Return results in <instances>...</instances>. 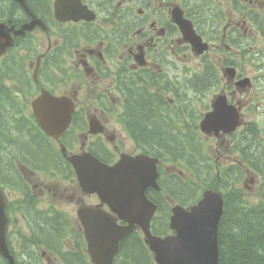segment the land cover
<instances>
[{
	"label": "flooded vegetation",
	"instance_id": "af4514ba",
	"mask_svg": "<svg viewBox=\"0 0 264 264\" xmlns=\"http://www.w3.org/2000/svg\"><path fill=\"white\" fill-rule=\"evenodd\" d=\"M258 13L264 14V0H0L1 93L33 101L47 90L76 104L72 125L60 142L44 137L32 101L26 108L23 103L6 107L27 134L11 140L0 134V150L8 141L19 142L13 163L12 153L2 150L0 157L13 256L10 261L0 255V264H94L74 215L85 206L110 209L82 190L63 147L70 156L89 151L108 165H116L124 154L146 155L159 159L160 176H189L179 153L188 145L183 133L199 132L219 146L227 144L237 163L218 162L204 139L206 152H197L202 172L191 176H221V170L224 176H258L243 164L263 159L262 141L257 134L252 140L260 122L249 117L262 109L256 101L263 99L264 87L257 83L260 77H247L245 68L252 46L264 43ZM192 31L210 46L201 55L186 36ZM214 52L222 56L211 57ZM251 57L253 62L259 58ZM262 71L258 67L261 76ZM6 81L14 93L6 94ZM220 97L229 111L223 123L236 117L235 132L225 134L222 128L202 136L201 122L215 111ZM138 104L146 105L144 118L154 117L158 131L136 116ZM34 128L43 137L34 135ZM168 154L173 163L166 161ZM148 194L159 207L169 206L159 203L157 191ZM112 215L120 226L129 224ZM133 234L122 240L113 264H155L144 239L138 243Z\"/></svg>",
	"mask_w": 264,
	"mask_h": 264
},
{
	"label": "water",
	"instance_id": "95a60500",
	"mask_svg": "<svg viewBox=\"0 0 264 264\" xmlns=\"http://www.w3.org/2000/svg\"><path fill=\"white\" fill-rule=\"evenodd\" d=\"M199 53L207 49L201 38L192 31L186 34ZM0 50V55L3 53ZM35 113L46 132L59 140L60 136L71 124L74 103L67 98H56L50 93L43 95L33 103ZM229 111L224 106V98H218L215 112L206 116L202 124L204 131L215 128H227ZM232 115V114H231ZM235 117L230 116V120ZM234 124L233 128L237 124ZM232 128V129H233ZM145 159V173H140L138 167L128 170L127 161L114 167L101 163L93 155L86 153L72 156L74 165L83 187L92 193H97L103 202L111 207L118 205L127 210L125 201L129 200L131 213L144 212L140 225L146 236L147 243L156 255L159 264H219V225L224 213V200L219 192L206 191L200 202L189 210L182 206L173 209L171 228L177 232L175 236L165 239L154 237L150 231L151 217L156 207L150 203L145 192L150 187L159 189L157 184L156 163ZM92 253L95 251L110 252L109 256L95 257L98 264H111L118 245L133 227L119 229L114 226L112 218L105 214L83 220ZM6 215L4 201L0 191V253L7 254L5 243ZM105 261V262H103Z\"/></svg>",
	"mask_w": 264,
	"mask_h": 264
},
{
	"label": "trees",
	"instance_id": "16d2710c",
	"mask_svg": "<svg viewBox=\"0 0 264 264\" xmlns=\"http://www.w3.org/2000/svg\"><path fill=\"white\" fill-rule=\"evenodd\" d=\"M260 28L264 32V22ZM1 92L0 90V134L16 138L20 135L21 139L27 133L17 126L15 112L6 108L10 99ZM136 108V116L145 119L149 127L158 131L159 124L154 121V117L144 118L148 114L146 105L138 104ZM147 133L156 136V133ZM18 143L15 141L11 149ZM221 189L230 191L226 184H222ZM234 193L228 196L229 201L227 200L226 211L220 223L219 264H264V207H249L243 199L241 200V196L238 197ZM133 249L136 253V248Z\"/></svg>",
	"mask_w": 264,
	"mask_h": 264
},
{
	"label": "rangeland",
	"instance_id": "374dc122",
	"mask_svg": "<svg viewBox=\"0 0 264 264\" xmlns=\"http://www.w3.org/2000/svg\"><path fill=\"white\" fill-rule=\"evenodd\" d=\"M231 11H233V8L229 7ZM264 15V14H262ZM258 13V16H262ZM264 18V17H262ZM238 20V17H236V21ZM251 25V31L253 30V34H256L258 31V29L252 24ZM219 44V43H216ZM252 47H254L252 53H250L248 55V59H247V65H246V76L247 77H251V78H255V77H260L261 79L257 82L258 84H261L264 87V43L260 42V40L256 41L255 45H253ZM248 46H247V50H248ZM256 50H260L261 54L259 51ZM255 51V52H254ZM214 55H218L216 54V52H214L213 54H210V56H214ZM255 55L257 56L256 58H258V60L256 62H253L251 56ZM222 55H218L217 57H221ZM216 57V58H217ZM199 61V60H198ZM200 62V61H199ZM262 68V76L259 75L257 73V69ZM257 86V85H256ZM258 91V90H257ZM258 94V96L260 95V93L256 92ZM264 97L263 99H261V97H257V101H256V106H260L262 104V109L257 111L256 109L253 110L254 112L250 115L251 117H249V119H257V121L260 122V134H259V138L262 141V143L264 142V111L263 110V106H264ZM205 104H202V106H204ZM206 140V147L208 148L210 154L212 153L214 158L221 163H224L227 166H231L233 164L237 163V160L235 161V156L233 155H237L235 153H230L226 151V145L224 144L223 146H219V143L215 138H204ZM264 145V143H263ZM126 147L131 148L130 147V143L128 142V144L126 145ZM15 148V147H14ZM186 148H188V145H183L182 146V150H185ZM197 149V148H196ZM262 151L264 153V146L262 149L259 150V152ZM193 161H195L196 165V169H198V165H197V151L194 157H191ZM235 158V159H234ZM184 159V158H183ZM262 162H264V158L261 160ZM258 166L261 170L264 169V164L262 165L261 163H257ZM255 171L257 173H262L261 171H259L258 169L255 168ZM188 174L190 175V173L188 172ZM184 179H190L192 178V176H183ZM244 177V178H243ZM240 178V180L237 183V188L240 189V193H241V197H243L245 199V202L248 203L249 207H264V180H262L263 178L258 177V176H243ZM246 177L247 182L244 183V179ZM196 183V185L200 186V183L198 181L194 182V184ZM221 187V185H219ZM200 189V188H199ZM194 192L197 193V191L193 190ZM203 193V189H201V191H199V195H201ZM197 196V198H198ZM196 199L192 198L190 200V203L195 202ZM242 200V199H241ZM76 217V212L75 215Z\"/></svg>",
	"mask_w": 264,
	"mask_h": 264
}]
</instances>
